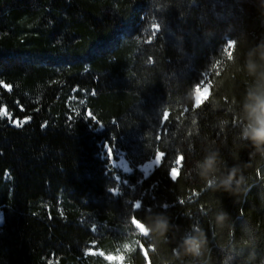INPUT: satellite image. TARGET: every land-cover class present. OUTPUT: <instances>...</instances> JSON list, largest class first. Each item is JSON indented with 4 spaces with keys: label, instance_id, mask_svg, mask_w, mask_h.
<instances>
[{
    "label": "trees",
    "instance_id": "obj_1",
    "mask_svg": "<svg viewBox=\"0 0 264 264\" xmlns=\"http://www.w3.org/2000/svg\"><path fill=\"white\" fill-rule=\"evenodd\" d=\"M0 82V264H264V0H0Z\"/></svg>",
    "mask_w": 264,
    "mask_h": 264
},
{
    "label": "rangeland",
    "instance_id": "obj_2",
    "mask_svg": "<svg viewBox=\"0 0 264 264\" xmlns=\"http://www.w3.org/2000/svg\"><path fill=\"white\" fill-rule=\"evenodd\" d=\"M231 46H232V42H228L227 47H226V53L227 54H229ZM5 88L8 89V87H5ZM209 92H210L209 75H206L205 79L201 82V84L195 90V93H194L195 103H200L204 99H206L208 97V95H209ZM4 118H6L9 121V123L13 125L12 121L14 119H12L11 116L10 117H4ZM22 121H24V120H22ZM161 158H162V154L161 153H157L154 158H152L151 160L147 161L144 165H142L141 169L144 171V173H145L146 169L150 173L160 163ZM110 167H111V169L121 170L123 172H125V170H124L125 168L129 169V171H130L129 164H128V162H127V160H126V158L124 157L123 154H118L117 158L116 157H111L110 158ZM177 172H178V166L173 170L172 174L175 175ZM114 193H116V191H114ZM135 225L137 226V228L140 230V232L143 235L146 236L148 234L146 228L144 226H142L140 223L135 222ZM87 254L88 255H92L94 257L102 256L107 261H109L108 260L109 256H113V257H116V258H118L120 260V264L123 261L122 255H120V254H118V255H104L101 251H98L97 249H95L94 246H91L87 250ZM109 262H111L113 264H117L116 260L109 261Z\"/></svg>",
    "mask_w": 264,
    "mask_h": 264
},
{
    "label": "clouds",
    "instance_id": "obj_3",
    "mask_svg": "<svg viewBox=\"0 0 264 264\" xmlns=\"http://www.w3.org/2000/svg\"><path fill=\"white\" fill-rule=\"evenodd\" d=\"M243 135L245 138L251 139L257 149H264V122L254 120L252 125L245 128ZM215 163V154L206 157L203 163L200 165L203 170L202 174L207 176V174L214 169ZM235 173L236 169H233L229 175L221 181L225 188H229L231 186L232 180L235 177ZM214 182V180H209V186H211ZM237 183H239V181H237ZM220 219H223V216H221ZM159 227L161 228V231L166 229V222L161 221ZM184 244L186 251L192 252L193 254L199 253L201 241L196 237L193 236L186 238Z\"/></svg>",
    "mask_w": 264,
    "mask_h": 264
},
{
    "label": "snow or ice",
    "instance_id": "obj_4",
    "mask_svg": "<svg viewBox=\"0 0 264 264\" xmlns=\"http://www.w3.org/2000/svg\"><path fill=\"white\" fill-rule=\"evenodd\" d=\"M0 83H2V82H0ZM5 87H7V85H5ZM0 116L10 117V114H9V112L7 111L6 108H0ZM87 117L93 119V117H94V116H93V113H92V112H87ZM12 123H13L14 126H18V127H19V126H22L23 123H27V120H24V121L13 120ZM109 148H111L112 153H114V146H110V145H109ZM124 170H125V172H128V171H129V169H127V168H125ZM148 173H149V171L146 169V170H145V176H147ZM108 260H109V261L116 260V261H117V264H120V260H119L118 258H116V257L109 256V257H108Z\"/></svg>",
    "mask_w": 264,
    "mask_h": 264
}]
</instances>
